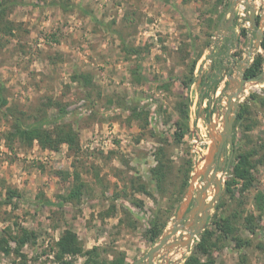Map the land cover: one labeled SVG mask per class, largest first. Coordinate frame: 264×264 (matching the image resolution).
I'll return each instance as SVG.
<instances>
[{
  "label": "rangeland",
  "instance_id": "1",
  "mask_svg": "<svg viewBox=\"0 0 264 264\" xmlns=\"http://www.w3.org/2000/svg\"><path fill=\"white\" fill-rule=\"evenodd\" d=\"M214 1L22 0L13 9L9 17L17 28L14 35L0 41L3 93L9 102L19 103L27 112L47 96L66 104L68 115L64 121L78 129L82 153L77 158L69 156L66 144L58 152L44 150L37 143L32 147L15 143L14 149H10L4 138L9 121H1L0 233L6 226H12L14 232L22 226L37 233L38 238L22 248L25 257L0 251V264H60L54 259L53 250L65 229L74 230L84 248L99 246L103 257L111 259L113 253L125 252L126 264L144 263L145 254L154 245L145 235L154 210L173 204L169 214L163 215L169 219L164 232L172 224L192 176L204 167L212 144L207 123L214 121L217 132L223 129L221 110L230 91L229 69L235 73L238 61L246 56L248 36L255 48V33H248L249 12L244 9L245 15H241L243 2L235 9L234 38L226 30L222 36L218 34L219 23L228 8L219 7L214 11ZM56 2L64 3L67 9ZM257 18H261L258 13ZM117 30L127 44L140 48L139 54L130 55L124 50ZM258 53L264 54L262 45L253 52L251 64ZM198 54L201 56L195 70L196 81L184 93L190 100L189 129L182 141L177 142L175 106L177 94L182 92L177 78L187 71L188 64ZM135 64L141 66L145 78L142 81L131 74ZM76 72L89 73L92 85L84 87L73 81ZM167 83L172 84L169 89ZM253 92L264 96V82L248 84L240 105ZM123 103L138 105L148 112L147 122L144 116L130 121ZM251 107L257 124L249 133L244 134L240 126L236 131L237 142H243L245 148L264 141V106L253 103ZM49 112L54 114L55 109ZM96 133L102 139L112 137L111 144L96 142ZM159 147L167 149L172 167L163 198L155 192L150 171L156 164L154 152ZM236 147L234 144L223 192L207 226L217 212L239 213L235 234L249 237L251 245L239 250L233 247L234 242H228L217 252L218 262L239 264V255L245 253L251 264H263L264 251L256 247L261 237L252 236L244 229L243 217L250 212L258 213L254 196L258 190H264V165L254 169L255 180L249 189L241 191L239 183L231 186L232 192L226 193L227 181L232 179ZM230 152L229 146L228 155ZM190 160L193 167L188 185L183 188L184 172ZM74 169L81 172L86 182L79 206L65 204L59 208L40 202L41 195L57 202L58 195L67 193L71 181L63 180L57 171ZM139 177V181L148 183L155 192L156 199L134 189L132 180ZM199 184H203L202 177L194 183L188 208L195 200ZM8 188L22 194L21 199L10 205L3 203ZM213 193L211 187L208 200ZM135 199L143 200V205H135ZM220 203L221 208L217 210ZM113 204L115 212L105 215ZM197 240L199 237L191 251ZM191 251L184 249L172 254L171 261L176 263L182 253L186 260ZM84 260L85 257L78 256L74 264H84ZM155 262L162 264V257L158 256Z\"/></svg>",
  "mask_w": 264,
  "mask_h": 264
},
{
  "label": "trees",
  "instance_id": "2",
  "mask_svg": "<svg viewBox=\"0 0 264 264\" xmlns=\"http://www.w3.org/2000/svg\"><path fill=\"white\" fill-rule=\"evenodd\" d=\"M63 9H67L64 3L56 2ZM215 9L219 7L225 10L229 7L230 0H215ZM22 4V0H0V41L6 36L14 35L16 30L15 22L9 17L13 9ZM81 10L88 13L84 8ZM122 43H124V50L130 55H137L140 53V48H136L126 43L125 38L121 35L119 30L116 31ZM244 35L246 30L243 29ZM8 41V40H7ZM262 47L264 48V38L262 40ZM201 54L188 64V69L185 73L178 76L182 92L177 94L178 101L175 109L178 115L176 125L179 130L176 131L175 137L177 142H181L185 136V131L189 129V97L184 94L187 93L193 83L196 81L195 70L197 62ZM1 66V61H0ZM264 68V54L258 53L252 64L246 70V77H255L261 74ZM131 74L137 81L144 80L141 72V66L135 64L131 70ZM73 81H78L88 87L92 85V76L89 73L76 72L72 76ZM218 80L214 81L217 85ZM171 83H167L169 89ZM3 86L0 85V123L3 119L9 121V128L4 132V138L10 149H14V144L19 143L22 146L32 147L37 143L42 149L50 151H60L61 147L66 144L69 149V156L77 158L82 153L81 139L78 129L71 123L65 122L68 115L67 106L53 96H47L40 100L37 105L30 107V112L22 109L19 103L9 102L7 95L3 93ZM111 103V100H110ZM257 106H264V96L258 93H251L246 97L245 101L240 105L238 117L234 125V144L237 145V153L231 168L232 179L227 181L226 193L232 192L231 186L241 183V191L249 189L255 180L253 175L254 169L259 165H264V141L258 142L254 145L245 148V144L240 141L237 142L236 131L237 127H241L242 131L249 133L257 124L255 117H253L252 104ZM125 110L129 111L128 119H141L144 116L145 123L147 122L148 112L141 110L140 106H126L121 104ZM54 108L55 113L50 114L49 110ZM250 141L255 144L252 136L248 134ZM156 164L150 169L152 181L155 183V189L160 198L166 195V181L171 172V160L167 149L159 147L154 152ZM75 167V163H72ZM193 163L190 160L184 172L182 187L188 185ZM57 174L65 181H71V186L67 193L58 195L57 202L49 200L46 196H40V202L45 205L57 206L63 208L65 204L72 206H79L82 202V196L85 191L86 182L81 178V172L74 170H60ZM141 177L132 180L134 189L139 193H144L150 197L155 198V192L150 189L148 183L139 181ZM234 196V194H232ZM22 194L12 188H8V194L3 201L5 204H13L14 201L21 199ZM118 194L112 196L117 197ZM257 214L250 212L243 217V227L252 236H259L261 240L256 247L264 251V233L262 232V218L264 217V190H258L254 196ZM156 199V198H155ZM135 205L142 206L143 200L135 199ZM221 203L217 210L221 208ZM116 206L113 204L105 215H111L115 212ZM173 204H169L165 209L159 207L153 212L150 220L149 228L146 231V238L152 244H155L163 233L164 228L168 224L169 219H164V214H169ZM128 213V210H125ZM240 215L235 212L233 214H218L215 213L212 217V223L199 236V240L195 243L191 253L186 257L183 264H222L218 262L217 252L223 249L228 242H234V248L241 250L245 246L251 245L249 237L236 235V218ZM37 233L28 230L25 227L19 226L15 232L12 226H6L0 233V251L6 255L15 254L20 257H25L21 253L22 248L27 242L35 243L37 240ZM14 243V246L13 244ZM54 259L60 264H74V260L78 256L85 257L84 264H126V253L115 252L113 258L108 259L102 256V251L99 246H94L90 249L84 248L83 243L79 240L77 233L72 229H65L58 240L54 244ZM239 264H251L248 261V256L245 253L239 255ZM264 264V262H263Z\"/></svg>",
  "mask_w": 264,
  "mask_h": 264
},
{
  "label": "water",
  "instance_id": "3",
  "mask_svg": "<svg viewBox=\"0 0 264 264\" xmlns=\"http://www.w3.org/2000/svg\"><path fill=\"white\" fill-rule=\"evenodd\" d=\"M240 2H243L249 12L250 27L248 33H255V48L252 46L251 37L248 36L246 56L238 61L235 73L230 68L227 74L230 91L227 93L226 105L221 110L223 129L217 132L214 121L211 120L207 123L212 144L205 157L204 167L192 176L186 196L174 216L172 224L145 254L143 264H156L155 260L158 256L162 257V264H181L185 260V254L182 253L181 258L176 263L171 261L172 254L176 255L184 249L190 252L192 244L206 229L211 212L216 208L222 195L224 176L229 170L234 155V125L238 117L241 99L246 93L248 84L255 85L264 82V69L258 76H245L246 70L251 64L250 55L252 50H258L264 38V2L260 0L262 5L260 10L257 11L256 0H231L219 23L217 32L222 36L224 30H226L229 37L236 38V32L232 27L235 20V9ZM257 13L261 17L260 19L257 18ZM235 43L238 46L237 40ZM229 146L231 152L228 155ZM200 177H202L203 184L198 188L192 206L188 208L193 196L194 183ZM211 187L214 188V193L208 200ZM179 233L181 234L178 236Z\"/></svg>",
  "mask_w": 264,
  "mask_h": 264
},
{
  "label": "built area",
  "instance_id": "4",
  "mask_svg": "<svg viewBox=\"0 0 264 264\" xmlns=\"http://www.w3.org/2000/svg\"><path fill=\"white\" fill-rule=\"evenodd\" d=\"M257 1V0H256ZM259 1V0H258ZM259 3H260V1H259ZM241 8H242V12H241V15H245L244 14V9H246V7L245 6H241ZM260 8H261V6H259V4H258V6H257V11H259L260 10ZM247 10V9H246ZM248 12V11H247ZM250 23V22H249ZM106 141H108V142H110V144H111V142H112V137H108L107 139H102V138H100V136L96 133V142H99L101 145H104V144H106Z\"/></svg>",
  "mask_w": 264,
  "mask_h": 264
},
{
  "label": "bare ground",
  "instance_id": "5",
  "mask_svg": "<svg viewBox=\"0 0 264 264\" xmlns=\"http://www.w3.org/2000/svg\"><path fill=\"white\" fill-rule=\"evenodd\" d=\"M263 2H264V0H262ZM256 4H257V6H258V4H259V1L257 0L256 1ZM264 13V12H263ZM263 22H264V20H263ZM253 51L254 50H252V53H251V55H250V59L252 58V54H253ZM202 185L201 184H199V187L198 188H200ZM212 196V195H211Z\"/></svg>",
  "mask_w": 264,
  "mask_h": 264
}]
</instances>
